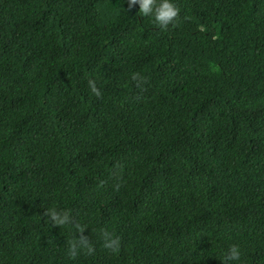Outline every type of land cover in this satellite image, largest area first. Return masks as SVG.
Listing matches in <instances>:
<instances>
[{"label":"trees","instance_id":"obj_1","mask_svg":"<svg viewBox=\"0 0 264 264\" xmlns=\"http://www.w3.org/2000/svg\"><path fill=\"white\" fill-rule=\"evenodd\" d=\"M175 3L0 0V264H264V0Z\"/></svg>","mask_w":264,"mask_h":264},{"label":"clouds","instance_id":"obj_2","mask_svg":"<svg viewBox=\"0 0 264 264\" xmlns=\"http://www.w3.org/2000/svg\"><path fill=\"white\" fill-rule=\"evenodd\" d=\"M129 8L138 5V13L140 16H148L154 20L155 24L161 29H166L169 25L174 24L179 9L175 0H128ZM131 79L134 81L137 89L143 90L147 83V77L139 73H132ZM87 87L91 93L97 98L101 92L96 86V82L92 79L87 81ZM47 219L54 225H68L72 223V218L67 209L57 207H49L45 211ZM78 234L75 238L69 239L66 244L65 254L69 259L75 258L78 254L92 255L94 247L90 243L87 235H84L82 226H75ZM100 239L102 247L111 253L119 250V237L114 236L109 231H101ZM222 264H240L242 261V249L238 244H230L221 252Z\"/></svg>","mask_w":264,"mask_h":264}]
</instances>
